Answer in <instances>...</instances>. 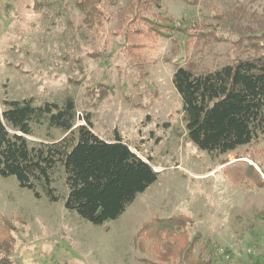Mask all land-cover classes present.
Listing matches in <instances>:
<instances>
[{"label":"rangeland","instance_id":"obj_1","mask_svg":"<svg viewBox=\"0 0 264 264\" xmlns=\"http://www.w3.org/2000/svg\"><path fill=\"white\" fill-rule=\"evenodd\" d=\"M80 1L0 0V101L70 97L76 124L88 113L93 132L112 138L117 128L137 155L150 156L157 176L118 217L94 224L63 206L60 166L52 172L56 201L0 175V225L6 218L13 228L11 250L0 249V256L9 264H151L154 254L137 248L139 227L185 213L194 224L191 238L196 231L209 238L205 257L213 264H264V187L228 178L236 153L254 152L264 171V138L227 154L197 148L186 135L171 81L179 65L200 74L237 56L264 54V0H160L146 12L150 18L175 26L197 22L207 34L185 40L174 30L129 49L124 24L138 0H99L102 14L91 25ZM63 135L33 124L26 137L37 143ZM224 158L229 163L220 165Z\"/></svg>","mask_w":264,"mask_h":264},{"label":"trees","instance_id":"obj_2","mask_svg":"<svg viewBox=\"0 0 264 264\" xmlns=\"http://www.w3.org/2000/svg\"><path fill=\"white\" fill-rule=\"evenodd\" d=\"M98 1L79 2L87 8L85 20L90 25L102 14ZM159 1L134 3L123 31L128 49L137 41L151 43L174 30L185 33V40L207 34L197 22L175 26L170 19L150 18L146 12ZM141 19L145 26L140 25ZM171 81L181 99L186 135L197 148L227 154L264 138V54L237 56L213 72L200 74L179 65ZM34 101L32 97H3L0 101L1 176L13 175L20 187L31 189L36 197L41 195L40 188L49 200L56 201L59 196L52 186V172L60 166L67 188L63 206L94 224L118 217L136 194L156 179L150 156L144 160L132 151L117 128L107 141L93 132L88 113L83 123L76 124L78 115L72 98L66 97L62 103ZM33 124L59 128L64 135L50 142L30 143L26 136L32 135ZM234 159L230 163L227 158L220 161V165L228 162L234 166L228 173L233 184L264 187L260 173L264 171L262 164L255 162L254 152L236 153ZM2 223L0 249L9 253L13 228L6 218ZM193 225L185 213L148 219L136 232L137 248L154 254L156 262L152 260L151 264H213L205 257L209 238H203L199 231L191 238L189 229ZM3 255L0 264H9Z\"/></svg>","mask_w":264,"mask_h":264},{"label":"crops","instance_id":"obj_3","mask_svg":"<svg viewBox=\"0 0 264 264\" xmlns=\"http://www.w3.org/2000/svg\"><path fill=\"white\" fill-rule=\"evenodd\" d=\"M97 134V133H96ZM100 138H102V139H104V140H111L112 138H107V137H103V136H101V135H99V134H97Z\"/></svg>","mask_w":264,"mask_h":264},{"label":"water","instance_id":"obj_4","mask_svg":"<svg viewBox=\"0 0 264 264\" xmlns=\"http://www.w3.org/2000/svg\"><path fill=\"white\" fill-rule=\"evenodd\" d=\"M133 151V150H132Z\"/></svg>","mask_w":264,"mask_h":264}]
</instances>
